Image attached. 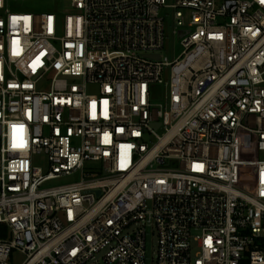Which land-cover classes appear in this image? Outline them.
Here are the masks:
<instances>
[{"label":"built area","instance_id":"2783aa9c","mask_svg":"<svg viewBox=\"0 0 264 264\" xmlns=\"http://www.w3.org/2000/svg\"><path fill=\"white\" fill-rule=\"evenodd\" d=\"M18 1L0 0V264H147L149 236L154 264H264V0ZM239 129L258 159L235 158Z\"/></svg>","mask_w":264,"mask_h":264},{"label":"rangeland","instance_id":"374dc122","mask_svg":"<svg viewBox=\"0 0 264 264\" xmlns=\"http://www.w3.org/2000/svg\"><path fill=\"white\" fill-rule=\"evenodd\" d=\"M173 0H167V3ZM17 6L20 7L16 11L23 12H34V11H52L62 15L64 12L70 9V0H19ZM161 15L166 13L161 9ZM173 24L170 16L165 18V41L164 46L160 50L162 57H166L169 61H172L182 51L179 44V39L173 34ZM157 91L164 90L163 86H157ZM254 136L249 134L243 129L237 131L236 146H235V158L238 161H252L260 157L259 153L255 148V143L253 142ZM34 163L43 169H46V158L43 155L36 156ZM81 179V174L76 172L69 176H64L53 182L52 184H64L73 181H78ZM252 175L251 170L246 166H236L234 168V183L237 186L245 187L247 182H251ZM156 248V238L147 237L146 242V256L147 264H154V250ZM21 261V256H17L14 264H18ZM88 264H105L101 259V253L95 255L94 260L90 261Z\"/></svg>","mask_w":264,"mask_h":264},{"label":"snow or ice","instance_id":"6c2138e0","mask_svg":"<svg viewBox=\"0 0 264 264\" xmlns=\"http://www.w3.org/2000/svg\"><path fill=\"white\" fill-rule=\"evenodd\" d=\"M20 127L22 128L23 126H20ZM14 129H15V126H14ZM14 147H23V143L22 142L21 143H16L15 135H14ZM120 166L121 167L125 166V161H124L123 158L121 159ZM197 167H200V166H197Z\"/></svg>","mask_w":264,"mask_h":264},{"label":"water","instance_id":"95a60500","mask_svg":"<svg viewBox=\"0 0 264 264\" xmlns=\"http://www.w3.org/2000/svg\"><path fill=\"white\" fill-rule=\"evenodd\" d=\"M156 58H157V56H156Z\"/></svg>","mask_w":264,"mask_h":264}]
</instances>
